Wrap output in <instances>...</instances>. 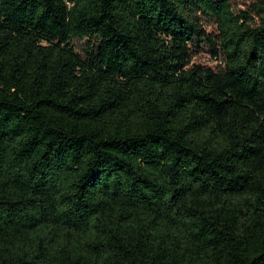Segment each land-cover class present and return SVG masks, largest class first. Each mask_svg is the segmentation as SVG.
<instances>
[{"label": "trees", "instance_id": "trees-1", "mask_svg": "<svg viewBox=\"0 0 264 264\" xmlns=\"http://www.w3.org/2000/svg\"><path fill=\"white\" fill-rule=\"evenodd\" d=\"M229 1L0 0V264H264V0Z\"/></svg>", "mask_w": 264, "mask_h": 264}, {"label": "rangeland", "instance_id": "rangeland-1", "mask_svg": "<svg viewBox=\"0 0 264 264\" xmlns=\"http://www.w3.org/2000/svg\"><path fill=\"white\" fill-rule=\"evenodd\" d=\"M249 2L245 0H233L229 1V6L233 13L244 12L248 6ZM253 17V16H252ZM252 23H256V19L253 17ZM203 28L208 35L215 36L216 32L214 30V25L211 21L204 19ZM92 43V42H91ZM86 40H73L70 42V46L73 51L82 56ZM211 48L205 43H200L197 47H192L190 51V64L200 65L203 68L216 70L221 67L220 62H215L212 55L210 54Z\"/></svg>", "mask_w": 264, "mask_h": 264}]
</instances>
